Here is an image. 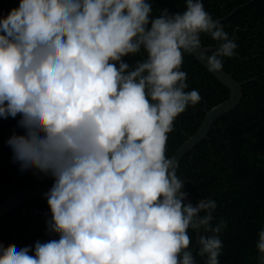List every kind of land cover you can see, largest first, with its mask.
Returning a JSON list of instances; mask_svg holds the SVG:
<instances>
[{
	"label": "clouds",
	"instance_id": "obj_1",
	"mask_svg": "<svg viewBox=\"0 0 264 264\" xmlns=\"http://www.w3.org/2000/svg\"><path fill=\"white\" fill-rule=\"evenodd\" d=\"M202 35L218 45L211 55ZM236 49L202 0L157 16L151 0H19L0 17V118L23 133L7 142L12 165L53 181V238L0 264H220L226 222L213 225L210 198L184 203L165 153L175 119L201 101L186 91L184 54L219 72ZM255 247L264 255V228Z\"/></svg>",
	"mask_w": 264,
	"mask_h": 264
},
{
	"label": "trees",
	"instance_id": "obj_2",
	"mask_svg": "<svg viewBox=\"0 0 264 264\" xmlns=\"http://www.w3.org/2000/svg\"><path fill=\"white\" fill-rule=\"evenodd\" d=\"M153 16L159 9L183 12L185 0H151ZM205 10L218 20L234 38L236 52L223 59V70L242 84L240 103L217 118L204 140L180 160L177 175L185 181L184 190L193 202L210 198L216 202L213 225L220 220L226 227L218 234L221 243L220 264H257L255 247L258 229L264 219V0H202ZM16 0H0V17L16 7ZM203 46H218L206 35ZM212 50L209 55L212 54ZM143 57H125L130 64ZM187 74L186 91L197 90L201 101L189 106L174 121L168 133L165 155L176 149L197 130L206 111L229 97L221 84L192 54H184L181 67ZM17 121L0 118V203L9 195L29 185L52 183L40 173L21 175L12 165L7 142L22 139ZM50 213L45 196L19 204L14 212L0 218V253L34 246L37 241L53 238L46 227ZM195 256L199 245L196 233L189 229ZM211 235V233H208ZM31 254V253H30ZM196 264H204L195 256Z\"/></svg>",
	"mask_w": 264,
	"mask_h": 264
},
{
	"label": "water",
	"instance_id": "obj_3",
	"mask_svg": "<svg viewBox=\"0 0 264 264\" xmlns=\"http://www.w3.org/2000/svg\"><path fill=\"white\" fill-rule=\"evenodd\" d=\"M19 3V0H16ZM222 19H218L217 21H221ZM203 46V45H202ZM218 46H203L206 50V54L209 55V52L215 50ZM206 69L205 64L199 59L198 54H192ZM208 70V69H207ZM209 71V70H208ZM210 72V71H209ZM221 84H223L229 91V97L227 100L219 103L218 105L212 107L208 111H206L203 120L198 126L197 130L189 136L174 152L171 156L177 163L183 158V156L190 151L196 144L204 140L211 128L213 122L219 118L220 116L226 114L230 110L234 109L241 100L242 96V84L245 82L236 81L231 75L226 73L223 69L219 72H210ZM52 183H39L26 186L24 188L19 189L13 194L9 195L4 201L0 203V218L5 214L14 212L15 208L23 203L24 201L37 197L44 196ZM184 203H191L195 206L198 202H193L188 196L185 199ZM264 228V219L262 223V227ZM199 233H196L195 236V244L198 245ZM257 264H264V255L258 252L257 254Z\"/></svg>",
	"mask_w": 264,
	"mask_h": 264
}]
</instances>
